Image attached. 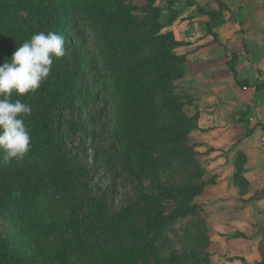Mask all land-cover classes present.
<instances>
[{
	"label": "rangeland",
	"instance_id": "374dc122",
	"mask_svg": "<svg viewBox=\"0 0 264 264\" xmlns=\"http://www.w3.org/2000/svg\"><path fill=\"white\" fill-rule=\"evenodd\" d=\"M149 2L154 13L147 9ZM67 7L73 12L64 25L65 55L61 62L77 81H90L81 92L86 108L79 117L90 134L76 135L65 126L67 144L78 164L89 171L84 205L92 207L89 219L98 223L97 231L84 230L78 237L79 243L86 245L87 264L104 263L101 245L105 247L103 241L111 228L125 223L118 220L127 222L123 230L134 236V249L114 264H135L144 238L140 215L126 211L135 199L134 180L121 162L114 138L119 130L117 113L107 92L119 67L99 44L108 24L117 19L122 8L129 7V20L116 31L129 49L148 36L153 14L160 25L158 33H170L184 42L175 50L184 56V71L173 80L172 89L179 110L163 107L153 121L169 129L172 140L165 149L177 145L170 127H178L179 122L185 125L180 145L189 148L184 151V164L157 170L154 178L173 185L200 184L201 190L188 201L198 206V213L180 228L174 226L173 231L170 227L161 254L206 247L209 256L201 264H264V185L251 184L245 176L246 156L234 150L240 139L230 148L212 142L214 130L229 124L238 125V133L261 126L260 144L264 137V0H75ZM212 11L218 13L215 19L209 14ZM22 19L27 20L24 10L16 12L8 23ZM157 49L148 43L127 56L150 55ZM229 53L236 55L238 75L250 86L235 84L227 65ZM161 147L152 155L162 151ZM228 155L232 156L234 172L228 184L220 185L218 170L212 167ZM18 232L13 221L0 216L3 236L19 239Z\"/></svg>",
	"mask_w": 264,
	"mask_h": 264
},
{
	"label": "trees",
	"instance_id": "16d2710c",
	"mask_svg": "<svg viewBox=\"0 0 264 264\" xmlns=\"http://www.w3.org/2000/svg\"><path fill=\"white\" fill-rule=\"evenodd\" d=\"M74 1L0 0V64L10 60L16 47L33 34L51 31L63 36L65 22L73 12L67 6ZM151 3L147 9L154 13ZM130 8H122L117 19L108 24L99 44L105 56L119 67L117 79L107 86V92L117 113L119 130L114 138L121 162L134 180L135 199L126 211L140 215L144 231L135 264H201L209 256L206 247L161 254L167 246L170 227L174 231V226L180 228L198 213V206L188 201L200 192L201 185H173L154 178L157 170L184 164V151L189 148L180 145L185 125L179 122L178 127H170L177 145L165 149L172 140L169 129L153 121L163 107L179 110L172 89L173 80L184 71V56L175 52L184 42L170 33H158L160 25L153 14L148 36L129 49L116 31L129 20ZM20 10L26 12L27 20L8 23ZM209 14L215 19L218 13ZM148 43L155 44L157 51L127 56ZM235 62L236 55L229 53L227 65L236 84L249 86L247 80L238 79ZM89 85V79L77 81L72 70L63 68L59 57L53 59L49 76L35 92L19 97L13 93L11 97L31 107V114L24 117L31 145L19 162L5 164L0 160V216L13 221L19 230V239L13 240L0 233V264H87V248L78 237L84 230L97 231L98 223L89 219L92 207L86 209L84 205L89 193V171L78 164L67 144L65 126L76 135L90 134L79 120L86 108L81 92ZM158 147L163 150L152 155ZM118 221L127 223L125 219ZM125 223L115 225L105 237V247L101 245L105 252L103 264H114L118 257L134 249V236L124 232Z\"/></svg>",
	"mask_w": 264,
	"mask_h": 264
},
{
	"label": "clouds",
	"instance_id": "9594fccd",
	"mask_svg": "<svg viewBox=\"0 0 264 264\" xmlns=\"http://www.w3.org/2000/svg\"><path fill=\"white\" fill-rule=\"evenodd\" d=\"M65 38L56 32H38L16 47L10 60L0 64V160L8 164L23 160L31 137L24 117L30 105L18 97L35 92L50 74L53 59L65 55Z\"/></svg>",
	"mask_w": 264,
	"mask_h": 264
},
{
	"label": "crops",
	"instance_id": "0c3cea01",
	"mask_svg": "<svg viewBox=\"0 0 264 264\" xmlns=\"http://www.w3.org/2000/svg\"><path fill=\"white\" fill-rule=\"evenodd\" d=\"M237 77L238 79H240L238 75V71H237ZM232 78L235 81L233 74H232ZM237 86L240 87L239 85ZM249 86H250V82H249ZM237 126L238 125L235 124H229L217 128L213 132L215 140L212 142L214 144L216 142V145L219 147L227 144L226 147L230 148L232 143H234L237 139H240L238 144L235 146L236 149L234 150H241L244 152L246 156V163L244 165V168L246 169L245 176L248 178L251 184L263 186L264 185V144L262 143L260 144L259 141V138L263 132L261 130V126H251L247 132L242 130V133L241 131L238 133L236 129ZM223 159L224 161L218 162L212 167L215 170L216 169L218 170L219 173L218 183L220 185L228 184L229 178L232 177V174L234 172V165L232 164V156L228 155L227 159L226 158Z\"/></svg>",
	"mask_w": 264,
	"mask_h": 264
},
{
	"label": "built area",
	"instance_id": "2783aa9c",
	"mask_svg": "<svg viewBox=\"0 0 264 264\" xmlns=\"http://www.w3.org/2000/svg\"><path fill=\"white\" fill-rule=\"evenodd\" d=\"M261 143L264 144V137L261 139Z\"/></svg>",
	"mask_w": 264,
	"mask_h": 264
}]
</instances>
